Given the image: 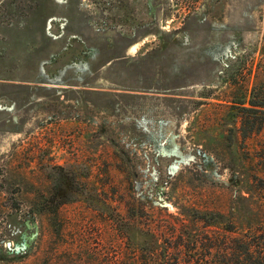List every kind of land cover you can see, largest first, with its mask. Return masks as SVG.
Returning <instances> with one entry per match:
<instances>
[{
    "label": "rangeland",
    "instance_id": "1",
    "mask_svg": "<svg viewBox=\"0 0 264 264\" xmlns=\"http://www.w3.org/2000/svg\"><path fill=\"white\" fill-rule=\"evenodd\" d=\"M244 96L264 0H0V264H254Z\"/></svg>",
    "mask_w": 264,
    "mask_h": 264
},
{
    "label": "trees",
    "instance_id": "2",
    "mask_svg": "<svg viewBox=\"0 0 264 264\" xmlns=\"http://www.w3.org/2000/svg\"><path fill=\"white\" fill-rule=\"evenodd\" d=\"M230 104L232 109H238L239 111L237 114H233L231 112L229 114L234 118V125H237L236 123L239 122V127H237L236 132L239 134L241 141L244 142L250 138L259 137L264 124V101H255L253 97L246 99L244 96L237 101H231ZM232 133L233 128H230L227 138L229 144H231L233 140ZM255 178H257L256 180H258L259 183L258 189L260 190L259 194L264 209V179L259 177ZM257 238V243L245 244L242 254H250L253 256L256 260L254 264H264V230ZM144 259L146 258L144 257ZM155 259H152V256H150V259L145 260L143 264H163L161 260L159 261ZM166 263L168 264V262Z\"/></svg>",
    "mask_w": 264,
    "mask_h": 264
},
{
    "label": "water",
    "instance_id": "3",
    "mask_svg": "<svg viewBox=\"0 0 264 264\" xmlns=\"http://www.w3.org/2000/svg\"><path fill=\"white\" fill-rule=\"evenodd\" d=\"M7 246H8V248L10 249V244H8ZM14 250H15V251H18V249H14ZM11 251H12V250H11Z\"/></svg>",
    "mask_w": 264,
    "mask_h": 264
}]
</instances>
